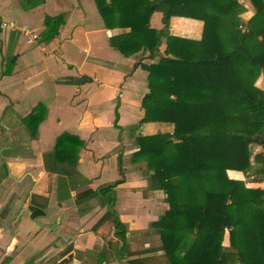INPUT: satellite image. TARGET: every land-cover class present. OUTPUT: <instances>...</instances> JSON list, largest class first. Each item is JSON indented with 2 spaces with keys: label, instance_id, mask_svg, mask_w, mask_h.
Here are the masks:
<instances>
[{
  "label": "trees",
  "instance_id": "16d2710c",
  "mask_svg": "<svg viewBox=\"0 0 264 264\" xmlns=\"http://www.w3.org/2000/svg\"><path fill=\"white\" fill-rule=\"evenodd\" d=\"M94 1L108 30H129L110 39L123 56L142 50L153 56L166 45L159 63L141 65L149 73L150 92L143 100L145 117L135 129L161 122L172 124L174 130L138 138L139 150L120 161L121 179L80 192L76 206L99 200L107 212L94 232L106 237L115 226L121 229L116 191L126 181L125 165L143 163L149 175L147 189L164 192L169 209L150 223L161 247L134 254L123 233L125 258L163 252L169 264H264V190L248 188L228 175L248 172L253 158L262 165L256 173L264 176V153L253 156L251 150L253 145L264 147V90L251 82L257 67L264 76V0H250L256 14L242 26L234 17L239 0ZM128 4L135 7L131 15L122 12ZM155 12L163 14L161 30L151 26ZM173 17L204 22L203 39L197 43L173 37ZM65 18L47 17L44 42L58 36ZM46 113L38 105L25 121L33 137ZM84 146L79 137L64 133L45 157L48 171L59 176V200L89 184L76 169ZM32 212L35 219L43 217L45 207L33 205ZM226 232L227 247L221 244ZM130 264L143 261L132 259Z\"/></svg>",
  "mask_w": 264,
  "mask_h": 264
},
{
  "label": "crops",
  "instance_id": "0c3cea01",
  "mask_svg": "<svg viewBox=\"0 0 264 264\" xmlns=\"http://www.w3.org/2000/svg\"><path fill=\"white\" fill-rule=\"evenodd\" d=\"M134 10L128 4L122 12L131 15ZM255 14L250 0H239L234 17L241 26ZM60 15L66 20L58 36L44 42L47 17ZM4 22L27 25L39 38L29 42L20 32L0 27V233H27L32 241L30 251L37 256L35 264L42 260L41 253L45 261L37 264H81L79 253L105 246L110 250L108 239L118 238L114 233L103 237L93 230L107 207L99 200L76 206L77 195L121 179L120 161L129 160L139 150L138 138L173 133L172 124L161 122L135 129L145 117L143 100L150 92L149 73L141 65L159 63L166 45L153 56L144 50L123 56L110 39L129 30H108L94 0H0V25ZM151 26L163 29L161 12L153 14ZM203 33L200 20L171 19L173 37L198 43ZM81 78L91 81L73 83ZM38 105L47 113L33 137L25 121ZM64 133L85 143L76 169L89 184L72 191L71 198L59 200V176L48 171L45 157ZM144 166L125 165L126 181L116 191L118 215L134 225L159 213L157 194L161 191L147 189L149 175ZM230 174L244 178L243 173ZM246 186L264 190V177ZM162 204L161 210L167 211V203ZM33 205L45 207V216L33 218ZM12 264L21 263L15 259Z\"/></svg>",
  "mask_w": 264,
  "mask_h": 264
},
{
  "label": "rangeland",
  "instance_id": "374dc122",
  "mask_svg": "<svg viewBox=\"0 0 264 264\" xmlns=\"http://www.w3.org/2000/svg\"><path fill=\"white\" fill-rule=\"evenodd\" d=\"M251 82L256 84L260 89L264 90V76L260 68H256ZM251 150L253 156L259 153H264V147L258 145H253L251 147ZM251 163L252 167L250 170H248V172H238L243 173V179L232 176L230 174V172L237 171H229V177L235 180L243 181L245 185L246 183H251L252 179L264 177L256 173V170L259 167H262V165L256 164L253 158L251 160ZM144 167L146 168V166ZM157 195L159 199V213L157 215H155L153 218L149 217L146 219L134 221L137 223L135 225L131 224L132 221H125L121 219L119 215L123 227L121 229H118L117 226H115L113 230V233L118 237V241H115L112 237L109 238V243L111 246L110 250L105 246L102 248L98 247L96 248V250L90 248L85 252L79 253L77 255V258L78 260H80L81 264H118V262L130 261L132 259L139 258L143 261V264H169V258L163 252L150 254L144 257L138 256L131 259L125 258L124 256L122 257L120 254L122 244L125 242L124 238L122 237L123 233H125L128 249L134 254H139L144 250L159 249L161 247L157 230L150 227V223L158 221L160 217L163 216L166 212L161 210V207H163L162 203L163 201L165 202V195L162 192ZM123 215L124 217H129L125 213ZM31 242L32 241L27 233H23L19 236L2 235L0 233V264H12L15 259H17L18 263L21 264H35L34 261H36L35 259H37V256H35L36 254L30 251L29 247ZM221 244L225 247L229 245L227 232L222 237ZM42 255L43 253L39 254V257L40 259H42L40 261L43 263L45 259H43ZM40 261L36 262V264L40 263Z\"/></svg>",
  "mask_w": 264,
  "mask_h": 264
},
{
  "label": "built area",
  "instance_id": "2783aa9c",
  "mask_svg": "<svg viewBox=\"0 0 264 264\" xmlns=\"http://www.w3.org/2000/svg\"><path fill=\"white\" fill-rule=\"evenodd\" d=\"M0 27L2 29L9 28V29H12V30L20 32L21 34H23L27 38V40L29 42H35L39 38L38 34L33 29H31L29 26H27V25L19 26V25H17L14 22H4V23H2L0 25Z\"/></svg>",
  "mask_w": 264,
  "mask_h": 264
},
{
  "label": "flooded vegetation",
  "instance_id": "af4514ba",
  "mask_svg": "<svg viewBox=\"0 0 264 264\" xmlns=\"http://www.w3.org/2000/svg\"><path fill=\"white\" fill-rule=\"evenodd\" d=\"M116 236V235H115ZM117 237V236H116ZM118 238V237H117ZM125 247V242L122 244V247H121V250H120V254H121V256L123 257L124 255H123V248ZM140 259V258H139ZM130 262V261H129Z\"/></svg>",
  "mask_w": 264,
  "mask_h": 264
}]
</instances>
